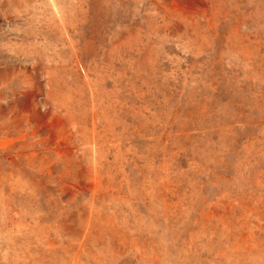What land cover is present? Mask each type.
I'll use <instances>...</instances> for the list:
<instances>
[{"label":"rangeland","instance_id":"374dc122","mask_svg":"<svg viewBox=\"0 0 264 264\" xmlns=\"http://www.w3.org/2000/svg\"><path fill=\"white\" fill-rule=\"evenodd\" d=\"M0 264H264V0H0Z\"/></svg>","mask_w":264,"mask_h":264}]
</instances>
